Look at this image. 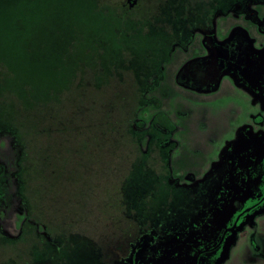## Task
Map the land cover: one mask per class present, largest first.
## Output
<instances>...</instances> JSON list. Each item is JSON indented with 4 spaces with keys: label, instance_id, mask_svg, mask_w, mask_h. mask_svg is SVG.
<instances>
[{
    "label": "rangeland",
    "instance_id": "1",
    "mask_svg": "<svg viewBox=\"0 0 264 264\" xmlns=\"http://www.w3.org/2000/svg\"><path fill=\"white\" fill-rule=\"evenodd\" d=\"M102 2L0 0V59L11 45L18 82L31 88L68 69L60 91L47 93L49 102L69 96L66 105L41 122L50 135L32 141L46 159L36 182L44 216L66 237L54 264H196L185 253L204 248L203 235L191 228L182 249L174 230L159 237L204 212L215 225L203 228L204 244L214 248L198 264H264V0H137L127 14L126 0L100 10ZM124 97L130 109L139 101L130 128ZM51 117L78 133L58 139ZM18 156L0 127L6 239L18 237L26 215ZM246 204L244 218L229 221ZM13 246L3 241L0 264H23ZM32 262L51 261L37 253Z\"/></svg>",
    "mask_w": 264,
    "mask_h": 264
},
{
    "label": "trees",
    "instance_id": "2",
    "mask_svg": "<svg viewBox=\"0 0 264 264\" xmlns=\"http://www.w3.org/2000/svg\"><path fill=\"white\" fill-rule=\"evenodd\" d=\"M101 1L103 2L101 6H99L100 10L105 8L103 5L109 3V0ZM122 9L124 14H127L128 10L131 8L126 4V8ZM10 52L11 58L14 61L13 48L11 45L6 48L5 62L0 59V127L6 128L7 133L11 135L14 143L19 149V195L24 202L26 215L22 222L18 237L15 239H6L0 234V246L3 241L14 245L13 247L18 245V252L24 259L23 264H33L32 261L37 253L44 255L47 259L49 258L51 261L50 264H54L62 258V246L66 237H63L64 233L59 226L52 225L44 216L41 203L42 188L38 190V188H36V182H38L41 177L39 173L42 172L46 159L45 155L42 156L41 153L36 151L32 141L38 133L50 135V130L48 131L46 127H39L41 122L46 121L45 118H48L50 110L54 107L63 108V106L66 105V97L69 96L65 95V97H63V93L53 94L55 98L49 102L50 97L47 93L60 91V86L64 84L61 76L63 74L62 71H67L68 69H65L63 65H59V70L57 69L58 72L54 73L49 70V74H45L41 79L39 78L37 81L32 79L31 88H29L30 84L18 82V77L14 71L15 63L12 64L7 61ZM23 52L27 54L25 51ZM27 61L32 62L28 58ZM46 69H48V67H46ZM7 70L13 72V77L6 76ZM66 77H68V75H66ZM65 81L68 83V78ZM68 87L69 84H67V88ZM66 90L70 89L68 88ZM70 100L72 102V99ZM121 102L124 103L123 106L128 109L127 118L122 125L125 124L130 128V126L135 124L134 121H136V111L139 109V101H137L131 109L129 105L132 99L130 100L128 97H124L121 99ZM80 112V108L77 107L75 115L78 116ZM56 116L58 115L56 114ZM51 122L56 123L52 125L51 133L57 136L58 139L64 138L66 140L67 135L73 134L74 136L76 135L75 133H78L77 128L65 122L64 118L56 119V117H51L50 123ZM91 127L95 128L93 125H91ZM38 129H40V131ZM167 143H169V141ZM141 154V148L136 146V155L139 156ZM146 163H148V161H146ZM124 212H126V209ZM240 214L244 215L245 212L242 210ZM39 225L50 230L56 237L52 240H47L45 235L39 233ZM18 264L20 263L18 262Z\"/></svg>",
    "mask_w": 264,
    "mask_h": 264
},
{
    "label": "flooded vegetation",
    "instance_id": "3",
    "mask_svg": "<svg viewBox=\"0 0 264 264\" xmlns=\"http://www.w3.org/2000/svg\"><path fill=\"white\" fill-rule=\"evenodd\" d=\"M261 186H262L261 187V190H262V192H264V190H263L264 189V179L262 180V185ZM258 200L259 199H255L254 202L255 203H258ZM196 208H199V206L198 207L193 206V211ZM244 208H247V204L245 206H243L241 208V210H243ZM241 210H238L235 213V215L232 217V219L229 220V221H232L233 222L237 218L235 220V221H237V223H236V225H237L238 222L241 219H243L244 216H245V214L244 215L243 214H240ZM238 215H239V217H238ZM201 216H202V218H200L201 221L200 222H196L195 224H192L188 220L185 221L186 218L180 219V222L179 223H175L176 226H177L176 228H170L169 227L170 224H167L166 227H165V230L163 231L164 234H160V237H159L160 240H163L165 237H169L170 235H174L173 234V230H174L175 231V235L174 236L177 239H179L178 240L179 242H177L176 247H179L180 246V249H182V248H184V245L182 244V241L184 239H182V238H186L187 236H190L192 234L191 233V228H193V237L194 238L196 236L198 237V236L203 235L204 238L201 241H198V244H201V246L204 247V248H202L200 250H197L196 252H194L195 248H192V249H190L189 253H185L187 255H192L194 257V260L196 261V264H198L197 262H198V259H199L200 256H202L203 254H206L207 252L211 251L214 248V246H212V244H209V245L204 244V242H207L209 239L206 237V234L203 232V228L205 229V226H208L209 227V230L212 229V228L214 229L215 225H213V224L210 223V221L212 220L211 219L212 217H210V214L205 213V212ZM183 221H184V223H182ZM229 227H230V225H228L227 228H229ZM212 232H215V230H213ZM216 233L217 234H223L224 233V236H225V234H227L228 232H227V230L225 231L224 228H221L220 230H216ZM193 237L190 238L191 239V242L193 240ZM221 238H222V236H221ZM211 241H213V240H211ZM204 245H207V246H204ZM190 252H191V254H190ZM150 256H154V255H150Z\"/></svg>",
    "mask_w": 264,
    "mask_h": 264
},
{
    "label": "water",
    "instance_id": "4",
    "mask_svg": "<svg viewBox=\"0 0 264 264\" xmlns=\"http://www.w3.org/2000/svg\"><path fill=\"white\" fill-rule=\"evenodd\" d=\"M126 3L129 8H132L136 5L137 0H126Z\"/></svg>",
    "mask_w": 264,
    "mask_h": 264
}]
</instances>
